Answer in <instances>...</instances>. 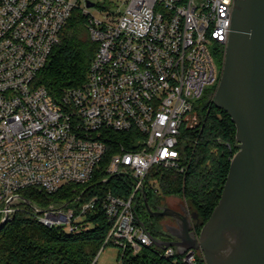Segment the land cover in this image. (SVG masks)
I'll use <instances>...</instances> for the list:
<instances>
[{
    "label": "built area",
    "instance_id": "built-area-1",
    "mask_svg": "<svg viewBox=\"0 0 264 264\" xmlns=\"http://www.w3.org/2000/svg\"><path fill=\"white\" fill-rule=\"evenodd\" d=\"M87 1L0 0V230L23 212L74 234L100 208L110 225L104 245L118 248L117 264L144 249L198 264V250L156 246L136 206L148 184H158L151 170L187 171L181 131L201 128L198 103L211 88L213 99L220 82L217 53L223 49L224 60L234 0H127L117 9ZM74 9L87 17L97 50L86 82L56 101L37 77ZM102 172L101 185L124 177L130 194L83 201L86 189L47 204L27 197L48 199Z\"/></svg>",
    "mask_w": 264,
    "mask_h": 264
},
{
    "label": "trees",
    "instance_id": "trees-1",
    "mask_svg": "<svg viewBox=\"0 0 264 264\" xmlns=\"http://www.w3.org/2000/svg\"><path fill=\"white\" fill-rule=\"evenodd\" d=\"M103 3L100 8H108ZM88 19L79 9H74L67 25L60 35L48 63L37 77V84L58 101L65 90L76 88L87 80L89 67L95 57L97 45L91 40ZM218 63L222 65L223 49L218 50ZM215 89L211 88L198 103L201 128L181 131L179 139L180 156L188 162L183 174L172 171L151 170L149 180L158 181V189L146 187V198L152 210L165 206L163 202L170 197L185 200L187 207L196 213L194 230L199 234L216 207L225 184L231 159L236 153V129L230 117L217 109L210 98ZM120 143L127 146L128 140L118 137ZM115 148L113 143L112 150ZM95 179L83 187H67L52 197H27L42 204L51 201L71 202L81 191H85L84 200L94 194L111 193L116 196H128L130 187L124 177L114 176L105 185ZM75 189V190H74ZM140 223L151 235L160 241H172L174 237L159 227L163 217H153L147 212L143 198L137 206ZM86 229L78 233H67L61 228H46L34 218L20 212L0 230V264H92L101 249H104L110 225L100 210L90 213L84 220ZM175 259H163L150 249H144L138 255L126 252L121 264H183ZM198 264H205L201 254Z\"/></svg>",
    "mask_w": 264,
    "mask_h": 264
},
{
    "label": "water",
    "instance_id": "water-1",
    "mask_svg": "<svg viewBox=\"0 0 264 264\" xmlns=\"http://www.w3.org/2000/svg\"><path fill=\"white\" fill-rule=\"evenodd\" d=\"M93 5L87 1V7ZM212 103L236 129L237 151L221 197L195 238L187 217L167 206L152 210L143 190L150 216L170 217L178 224V233L168 230L175 240L150 237L156 246L176 247L180 253L198 250L205 264H264V0L233 1L231 31Z\"/></svg>",
    "mask_w": 264,
    "mask_h": 264
},
{
    "label": "rangeland",
    "instance_id": "rangeland-1",
    "mask_svg": "<svg viewBox=\"0 0 264 264\" xmlns=\"http://www.w3.org/2000/svg\"><path fill=\"white\" fill-rule=\"evenodd\" d=\"M81 3L83 4L84 0H80ZM90 2H93L95 4H100V3H107L109 4L110 7L113 9H117L118 7L122 8L124 3L127 0H88ZM90 13L94 14L96 12L95 8H90L89 10ZM218 63V61H217ZM222 66H219V70L221 71ZM153 181V180H150ZM156 189H158V184H156ZM185 200L182 198L178 197H170L163 202L165 206L169 207H177L180 203H184ZM190 214L193 220H196V213L190 210ZM171 224V220L167 219V217H163L162 219L159 220V227H165V225ZM172 225V224H171ZM163 232H165V228H162ZM117 259H118V248L112 245L106 246L104 249H101L99 253L97 254L96 258L94 259L96 262L95 264H117Z\"/></svg>",
    "mask_w": 264,
    "mask_h": 264
},
{
    "label": "flooded vegetation",
    "instance_id": "flooded-vegetation-1",
    "mask_svg": "<svg viewBox=\"0 0 264 264\" xmlns=\"http://www.w3.org/2000/svg\"><path fill=\"white\" fill-rule=\"evenodd\" d=\"M169 207V206H167ZM177 212H179L182 216L184 217H187V219L190 221V233H192V230H194V220L192 219L191 217V212H190V209L187 207V205L185 204H179L177 207H169ZM167 219H170L171 220V224L169 225H165V229L166 230H173L175 232L178 233V224H177V221L173 218H170V217H167ZM175 240V238L173 239Z\"/></svg>",
    "mask_w": 264,
    "mask_h": 264
}]
</instances>
